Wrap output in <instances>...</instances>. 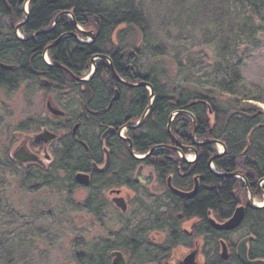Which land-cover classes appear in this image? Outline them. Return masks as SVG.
Segmentation results:
<instances>
[{
	"label": "trees",
	"instance_id": "trees-1",
	"mask_svg": "<svg viewBox=\"0 0 264 264\" xmlns=\"http://www.w3.org/2000/svg\"><path fill=\"white\" fill-rule=\"evenodd\" d=\"M120 3L112 11L100 5L94 7L90 0H0V64L13 67L12 70L0 68V90L14 93L20 84H26L32 91L65 89L69 100L67 107L72 108L77 85L69 74L82 76L90 71L93 58H99L95 63L100 62L97 67L95 65L96 80L115 81L119 77L134 82H188L191 89H184L189 91L186 93L188 98L209 102L206 108H195L198 133L201 134L210 121V138H224L229 147L230 154L226 158L229 164L238 152L249 151V159L264 165V112L249 106L250 103L264 105V87L246 76L249 61L264 50V0H219L211 24L216 29L211 41L214 53L210 58H187L184 66L178 62L174 81H169V77L154 67L141 73V49L135 50L134 54L129 51L125 40L132 29L144 37L145 43L147 34L136 9L131 4ZM88 32L94 39L90 43L79 41V38L86 41L89 37L85 33ZM47 49L50 66L42 60ZM156 86H150L156 95L152 99L149 117L143 124L145 133L136 135V145L142 153L158 141L159 132L166 122L168 114L160 115L164 99L177 96L174 90L181 88L171 86L162 92V88ZM104 87L94 90L98 102L105 103L108 98L110 89ZM222 97L231 100L230 109L222 108L219 100ZM141 98L138 107L141 105L144 110L149 99L145 95ZM199 103L202 102L195 101L191 106ZM208 110L211 117L206 116ZM259 114L262 117L253 118ZM122 119V116H117L109 121ZM71 142L65 140L64 147L55 153L54 162L47 171L36 166L18 165L6 153L4 161H0V172L3 176L17 175L23 184L32 183L37 188H52L62 176L64 190L71 193L76 189L72 176L77 164V151ZM251 146L256 148L249 149ZM125 161L117 163L123 166ZM212 183L217 185L221 182L213 179ZM229 186L230 182L222 185L220 193H227ZM217 192V189H212L204 198L195 200L194 206L186 205L184 217L202 214L205 207L213 208L219 199ZM90 204L86 209L92 212ZM154 204L157 201H139L132 217L109 240L93 243L86 251L77 254V263L109 264L110 254L121 251L131 264H165L174 244L186 240L177 232L175 218L160 214ZM154 230L166 232L164 244L156 245L148 239V234Z\"/></svg>",
	"mask_w": 264,
	"mask_h": 264
},
{
	"label": "flooded vegetation",
	"instance_id": "flooded-vegetation-1",
	"mask_svg": "<svg viewBox=\"0 0 264 264\" xmlns=\"http://www.w3.org/2000/svg\"><path fill=\"white\" fill-rule=\"evenodd\" d=\"M48 52L49 49L42 60L50 66ZM98 64L94 62L92 68L90 61V71L82 76L69 74L77 85L73 109L67 107L65 89L38 90L45 94L43 120L35 123V129H31L32 123L19 124L13 137L18 141L15 149L23 147L36 155L39 162L20 164L10 154L13 161L23 167L31 165L47 171L65 140H71L77 151L72 179L76 189L92 192L87 199L93 216H98V211L106 206L113 213L126 216L133 209L135 212L142 200L157 201L153 206L156 205L160 214L175 218L177 232L186 241L174 244L165 264H173L174 258L183 260L192 253L195 264H244L242 259L264 262V165L249 159V151L238 152L229 164L226 159L229 147L224 138H210V121L206 120V129L198 133L195 108H206L209 102L188 98L189 91L184 89H191L190 83L134 82L119 77L115 81L96 80L95 65ZM55 67L68 73L60 66ZM153 85L161 87L162 92L171 86L181 88L174 90L177 96L164 99L160 115L168 114L166 122L158 141L142 153L136 145V135L145 133L143 124L156 95L150 87ZM103 86L110 89L105 103L97 101L94 91ZM141 95L149 99L144 110L141 105L138 107ZM195 101L202 103L191 106ZM117 116H122V121H109ZM206 116L211 117L209 110ZM257 117L262 115L253 118ZM26 132L35 133L24 135ZM42 132L54 134L55 139L47 145L34 141V135ZM45 154L49 161L44 160ZM123 159L126 163L119 166L117 162ZM76 174L87 176L88 185H79L74 179ZM213 179L221 183L213 185ZM227 182H230L229 191L220 193L221 186ZM212 189L218 190L216 197L219 198L214 207H205L202 214L184 217L185 206H194L195 200L204 198ZM115 200L121 201L124 211L117 207ZM232 219L236 222L234 228L219 229ZM178 249L183 252L175 257L173 253Z\"/></svg>",
	"mask_w": 264,
	"mask_h": 264
},
{
	"label": "rangeland",
	"instance_id": "rangeland-1",
	"mask_svg": "<svg viewBox=\"0 0 264 264\" xmlns=\"http://www.w3.org/2000/svg\"><path fill=\"white\" fill-rule=\"evenodd\" d=\"M120 1L136 9L147 34L145 43L144 37L132 29L125 40L129 51L141 49V73L154 67L174 81L178 62L184 66L187 58H210L214 53L211 41L216 29L211 24L219 0H90L94 7L110 10ZM246 76L264 87V50L249 61ZM44 98L45 94L32 91L26 84H20L14 93L0 90V161L6 153L10 157L17 146L13 133L19 124L32 123L31 129H35V123L43 120ZM219 100L223 109L231 108L229 98ZM250 105L264 112L263 104ZM62 178L59 176L52 188H37L32 183L23 184L17 175L3 176L0 172V264H78L77 254L93 243L109 240L132 217L134 209L120 216L107 206L93 216L85 208L92 192L75 189L66 193ZM166 237V232L160 230L148 234L156 245L164 244ZM182 252L178 249L173 254L178 257ZM124 257L126 264H131ZM178 261L181 259H173L174 263Z\"/></svg>",
	"mask_w": 264,
	"mask_h": 264
},
{
	"label": "water",
	"instance_id": "water-1",
	"mask_svg": "<svg viewBox=\"0 0 264 264\" xmlns=\"http://www.w3.org/2000/svg\"><path fill=\"white\" fill-rule=\"evenodd\" d=\"M24 22L20 23L16 29H18ZM86 36H88L90 38V40L94 39V36L88 32L85 33ZM74 36V35H73ZM94 61L95 58L92 59L91 64H92V68H94ZM0 68L4 69V70H12L13 67L6 65V64H0ZM55 139V135L50 133V132H42L39 133L37 135H34V141L36 142H43L45 145L49 144L50 142H52ZM11 157L18 163L20 164H24V163H34V162H39V158L28 152L27 150H25L23 147H18L16 149H14L11 153ZM44 160L49 161V156L47 154L44 155ZM75 181L82 186H87L88 185V177L82 174H76L74 177ZM115 203L117 205V207L121 208L122 211L125 210L124 205H122L120 200H115ZM235 221L232 219L231 221L225 223L224 225L220 226L219 229H232L235 227ZM240 249V247H238V250ZM110 256L112 257V262L111 264H126L125 259L123 257V255L121 254V252L119 251H115L112 252L110 254ZM195 255L194 253L188 255L187 257H185L183 260L175 262L173 264H195ZM244 264H264V262H249L246 259H242Z\"/></svg>",
	"mask_w": 264,
	"mask_h": 264
}]
</instances>
